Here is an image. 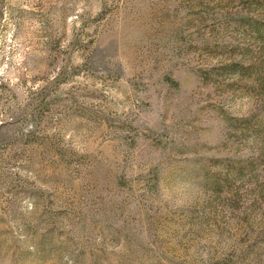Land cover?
Returning <instances> with one entry per match:
<instances>
[{
  "label": "rangeland",
  "instance_id": "1",
  "mask_svg": "<svg viewBox=\"0 0 264 264\" xmlns=\"http://www.w3.org/2000/svg\"><path fill=\"white\" fill-rule=\"evenodd\" d=\"M0 264H264V0H0Z\"/></svg>",
  "mask_w": 264,
  "mask_h": 264
}]
</instances>
